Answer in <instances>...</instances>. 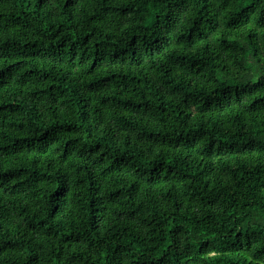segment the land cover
<instances>
[{
    "label": "trees",
    "instance_id": "16d2710c",
    "mask_svg": "<svg viewBox=\"0 0 264 264\" xmlns=\"http://www.w3.org/2000/svg\"><path fill=\"white\" fill-rule=\"evenodd\" d=\"M0 264H264V0H0Z\"/></svg>",
    "mask_w": 264,
    "mask_h": 264
}]
</instances>
